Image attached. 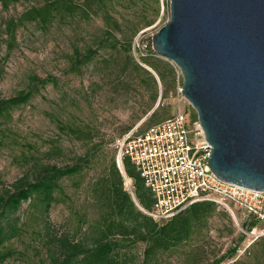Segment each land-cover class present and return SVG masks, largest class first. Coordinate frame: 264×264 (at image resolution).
I'll use <instances>...</instances> for the list:
<instances>
[{"label":"rangeland","instance_id":"rangeland-1","mask_svg":"<svg viewBox=\"0 0 264 264\" xmlns=\"http://www.w3.org/2000/svg\"><path fill=\"white\" fill-rule=\"evenodd\" d=\"M68 1L81 8L78 13L59 16L48 27L26 21L12 49L7 21L32 6L59 0H31L8 8L0 3V98L39 87L27 103L0 118V193L21 177L35 180L47 165L70 166L85 154L104 149L81 173L61 180L62 191L48 212L36 198L22 204L18 216L24 232L6 243L15 255L0 264H51L52 256L59 254V236L90 243L103 212L93 187L118 153L116 140L136 126L141 133L181 111L198 120L181 92V70L153 49V34L170 19V0ZM138 38L150 56L142 55ZM111 39L118 48L109 47ZM90 48L96 50L92 60L77 67ZM136 61L144 69L136 70ZM49 77L55 83H39ZM71 128L86 134L81 138ZM241 235L230 213L218 208L206 229L160 252L152 264H212L239 243ZM244 236L236 257L255 241L252 235ZM122 244L117 256L124 264L145 263V243Z\"/></svg>","mask_w":264,"mask_h":264},{"label":"water","instance_id":"water-1","mask_svg":"<svg viewBox=\"0 0 264 264\" xmlns=\"http://www.w3.org/2000/svg\"><path fill=\"white\" fill-rule=\"evenodd\" d=\"M152 44L182 72L211 170L264 191V0H170Z\"/></svg>","mask_w":264,"mask_h":264},{"label":"trees","instance_id":"trees-1","mask_svg":"<svg viewBox=\"0 0 264 264\" xmlns=\"http://www.w3.org/2000/svg\"><path fill=\"white\" fill-rule=\"evenodd\" d=\"M30 1L0 0V3L8 8L11 4ZM78 9L81 8L68 0H59L53 4L32 6L25 10L18 19L11 18L7 21L5 28L10 36V48L14 47L17 31L26 21L48 27L59 16L74 15L78 13ZM109 47L116 49L118 44L111 39ZM151 52L154 53L153 50ZM95 53L96 50L90 48L84 60L77 67L92 60ZM133 63L136 70L144 69L137 61ZM158 74L163 78L160 72ZM54 80L49 77L40 80L39 83L44 86L49 82L55 83ZM34 91H39V87L34 90L21 91L10 98H0V118L5 117L11 109L27 103ZM71 130L81 138L86 134L82 129L71 128ZM89 139L93 140L92 134L89 135ZM99 150L95 154H85L70 166L47 165L35 180L30 181L21 177L12 184V188H5L0 193V263L15 255L14 250L5 247L6 243L20 237L24 232L18 216L22 204L36 198L38 204L44 208L45 212H48L53 203L57 201L56 193L62 191L61 180L81 173L86 164L96 159V153ZM123 168L127 176L133 180L134 194L139 206L132 194L125 188L123 170L118 164L117 154L112 155L107 168L108 173L99 178L93 187L94 198L103 205V212L97 222L92 241L85 243L67 236H59V254L52 256L51 264H124L117 254L124 248L122 241L130 240L145 243L144 264H152L160 252L178 247L190 241L199 231L206 229L210 218L218 208L230 213L217 203L204 200L193 203L164 223L157 222L143 210L152 207L154 198L128 157L123 158ZM241 226L246 232L260 228V224L252 218L241 222ZM241 233L239 243L229 247L222 255L215 258L212 264H223L231 259L234 260L231 264H264V235L255 239L242 255L236 257L246 234L243 231ZM119 236L121 238H118Z\"/></svg>","mask_w":264,"mask_h":264},{"label":"built area","instance_id":"built-area-1","mask_svg":"<svg viewBox=\"0 0 264 264\" xmlns=\"http://www.w3.org/2000/svg\"><path fill=\"white\" fill-rule=\"evenodd\" d=\"M137 46L148 55L140 38ZM146 50V52H144ZM138 126L116 140L117 161L123 167L128 157L151 191L154 202L143 209L154 220L164 223L198 201H213L226 208L240 230L254 240L264 235V191L230 183L217 177L208 159L209 142L198 120L185 111L151 125L144 133ZM206 147V148H205ZM124 183L134 194L133 180L123 168ZM255 219L260 228L246 232L241 222Z\"/></svg>","mask_w":264,"mask_h":264}]
</instances>
